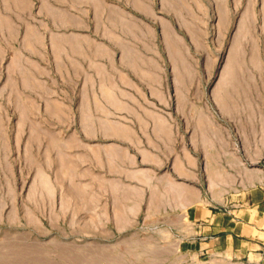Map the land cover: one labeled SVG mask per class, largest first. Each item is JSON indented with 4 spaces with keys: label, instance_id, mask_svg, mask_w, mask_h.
<instances>
[{
    "label": "crops",
    "instance_id": "obj_1",
    "mask_svg": "<svg viewBox=\"0 0 264 264\" xmlns=\"http://www.w3.org/2000/svg\"><path fill=\"white\" fill-rule=\"evenodd\" d=\"M246 6L0 0V119L78 120L69 134L83 137L51 144L52 160L73 166L31 175V197L36 183L47 198L84 201L75 209L94 199L111 230L141 217L198 253L264 264V81L241 63L221 64L211 80L214 65L199 62L219 35L228 34L226 54L235 41L246 55L248 23L264 38V17L248 19Z\"/></svg>",
    "mask_w": 264,
    "mask_h": 264
},
{
    "label": "rangeland",
    "instance_id": "obj_2",
    "mask_svg": "<svg viewBox=\"0 0 264 264\" xmlns=\"http://www.w3.org/2000/svg\"><path fill=\"white\" fill-rule=\"evenodd\" d=\"M246 3L241 11L248 19L255 15L264 17V0ZM239 10L231 9L232 19ZM253 26L247 24L246 55L234 52V48H239L235 41L226 54L228 34L207 40L212 55L200 57L199 62L207 59L214 65L211 80L217 78L221 64L225 63V69H229L230 65L241 63L246 65L253 83L264 81V38H255ZM255 90L252 87V94ZM261 90L264 92V87ZM79 123L21 120L12 116L0 119V264H229L221 255L198 253L190 242L181 240L180 234L149 228L141 217L123 221L128 229L111 230V218L96 215L100 210L95 208L94 199L90 200L91 209H75L77 202L84 201L58 200L56 194L50 198L44 194V198L37 190L41 185L36 183L31 197L28 184L31 175H64V166H73L52 160L51 144H74V139H83L69 134L77 130ZM73 168L75 175L83 174V166ZM54 186L61 191L63 185ZM89 195L94 198V193Z\"/></svg>",
    "mask_w": 264,
    "mask_h": 264
},
{
    "label": "built area",
    "instance_id": "obj_3",
    "mask_svg": "<svg viewBox=\"0 0 264 264\" xmlns=\"http://www.w3.org/2000/svg\"><path fill=\"white\" fill-rule=\"evenodd\" d=\"M263 189H264V185H263Z\"/></svg>",
    "mask_w": 264,
    "mask_h": 264
},
{
    "label": "bare ground",
    "instance_id": "obj_4",
    "mask_svg": "<svg viewBox=\"0 0 264 264\" xmlns=\"http://www.w3.org/2000/svg\"><path fill=\"white\" fill-rule=\"evenodd\" d=\"M218 86V85H217Z\"/></svg>",
    "mask_w": 264,
    "mask_h": 264
}]
</instances>
